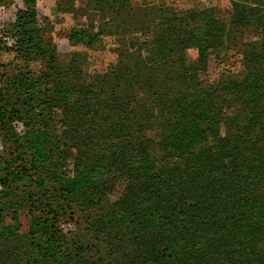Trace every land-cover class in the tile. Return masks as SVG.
<instances>
[{"label":"trees","instance_id":"obj_1","mask_svg":"<svg viewBox=\"0 0 264 264\" xmlns=\"http://www.w3.org/2000/svg\"><path fill=\"white\" fill-rule=\"evenodd\" d=\"M86 1L68 55L39 0L0 31V264H264V0H230L257 31L214 82L222 5ZM106 35L118 58L92 72L78 47Z\"/></svg>","mask_w":264,"mask_h":264},{"label":"rangeland","instance_id":"obj_2","mask_svg":"<svg viewBox=\"0 0 264 264\" xmlns=\"http://www.w3.org/2000/svg\"><path fill=\"white\" fill-rule=\"evenodd\" d=\"M65 2L59 4L56 2H47L49 6L45 9H42V5L39 4V14L40 17H47L51 20L50 25L53 28V31L50 33V36L53 38L54 42H57L62 54L68 55L72 50V46L67 42L66 34L72 30V28L88 24V18L85 14V9L87 7L86 0H63ZM136 4H151V3H160L161 1H166L168 4L175 5L178 9H187L190 7H203L210 5H222L223 8V19L227 24L225 42L227 48L224 50V53L228 56L224 61H219L215 58L214 55L211 56L209 61L207 71L203 74L204 78L208 82H214L221 79L224 73L229 74L233 73L238 78H242L245 74L244 66V49L243 44L245 43V38L250 39L252 35L255 34L257 28L254 26L237 28L231 25L232 19V5L230 0H134ZM75 4V5H73ZM86 5V6H84ZM14 11L4 13L3 19L0 21V30L14 19ZM142 35L143 39H150L151 34L147 32L146 35ZM247 36V37H246ZM124 37L115 36V35H106L101 38V41L96 44L94 48H86L79 46L78 49L85 51L88 55L86 68L92 72H104L107 70L112 63H114L118 58V46L123 44ZM189 59L198 62L199 53L197 49H189L188 51ZM35 69L40 67L39 64H34ZM76 217L74 220H69L63 223V228L66 231H70L74 238H80L82 241H90L91 235L87 236L84 234V228L81 225V222L77 221ZM104 250V249H103ZM94 253H99L94 251ZM99 254H96L98 256Z\"/></svg>","mask_w":264,"mask_h":264},{"label":"crops","instance_id":"obj_3","mask_svg":"<svg viewBox=\"0 0 264 264\" xmlns=\"http://www.w3.org/2000/svg\"><path fill=\"white\" fill-rule=\"evenodd\" d=\"M51 1L54 2V3H53L54 6H57V5H59V4H57V5H55V4H56V2L59 3L60 0H39V4L42 5V9H45V8H47V7L49 6V3H47V2H51ZM78 1H80V0H78ZM61 2H62V1H61ZM22 3H23L22 0H16V3H15V4L10 5V6L6 9V13H7V15H8V13L11 12V11H14V12H15V13H14V19L10 20V22L15 20V18H16V13H17V9H18V4L21 6ZM46 6H47V7H46Z\"/></svg>","mask_w":264,"mask_h":264},{"label":"built area","instance_id":"obj_4","mask_svg":"<svg viewBox=\"0 0 264 264\" xmlns=\"http://www.w3.org/2000/svg\"><path fill=\"white\" fill-rule=\"evenodd\" d=\"M4 13H5V9L3 7H0V21L3 19Z\"/></svg>","mask_w":264,"mask_h":264}]
</instances>
